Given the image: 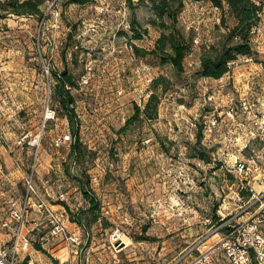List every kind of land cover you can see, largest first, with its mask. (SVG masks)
I'll return each mask as SVG.
<instances>
[{
	"label": "rangeland",
	"instance_id": "374dc122",
	"mask_svg": "<svg viewBox=\"0 0 264 264\" xmlns=\"http://www.w3.org/2000/svg\"><path fill=\"white\" fill-rule=\"evenodd\" d=\"M253 1L262 11L252 54L219 79L200 75L201 58L236 20L209 0H183L178 11L189 46L181 74L150 53L163 32L149 2L50 0L42 16L0 9V246L16 241L28 202L30 246L18 264H168L217 244L222 217L248 218L252 190L264 189V0ZM64 70L76 84L79 164L54 94ZM154 93L157 115L128 125ZM47 106L55 117L44 125ZM43 203L79 245L43 239Z\"/></svg>",
	"mask_w": 264,
	"mask_h": 264
},
{
	"label": "trees",
	"instance_id": "16d2710c",
	"mask_svg": "<svg viewBox=\"0 0 264 264\" xmlns=\"http://www.w3.org/2000/svg\"><path fill=\"white\" fill-rule=\"evenodd\" d=\"M50 0H0V9L7 14H15L17 16H42L43 6ZM77 3L85 4L89 0H75ZM149 2L152 5L158 20V26L163 32L158 39L156 48L151 51V55L159 57L163 64L168 63L175 72L181 74L184 71L183 61L188 49L187 41L184 39L178 24V11L183 7V0H140ZM214 6L223 9L227 6L233 14L236 24L232 28H228L226 42L222 43L218 48H210L201 58L200 75L206 78L219 79L228 72V64L237 59L239 55H251V31L253 26L259 20V14L262 7L258 6L253 0H209ZM167 18L169 23L163 21ZM156 23V22H154ZM224 25L225 20H223ZM156 25V24H155ZM227 27V26H226ZM138 48H136L137 50ZM56 84L54 94L58 98L60 106L64 110L69 124L74 134V142L71 146L69 159L75 164L81 163L84 157L85 149L79 139V128L77 114L74 108L75 98L71 93V89L76 86L72 76L68 71L64 70L60 74H55ZM166 78L160 76L153 82L155 90L160 85L166 83ZM158 96L156 93L150 96L147 104L143 109L136 106L134 116L128 121L131 125L138 121L142 115L152 119L158 112ZM153 113V116L151 117ZM204 160L203 157H201ZM83 174L87 175L85 171ZM86 199H90L92 205L96 203L91 199L88 192H84ZM66 205V204H64ZM66 208L69 207L66 205ZM91 212L95 208L89 209ZM41 249V248H38ZM27 264V261L24 262Z\"/></svg>",
	"mask_w": 264,
	"mask_h": 264
},
{
	"label": "built area",
	"instance_id": "2783aa9c",
	"mask_svg": "<svg viewBox=\"0 0 264 264\" xmlns=\"http://www.w3.org/2000/svg\"><path fill=\"white\" fill-rule=\"evenodd\" d=\"M54 117L55 111L47 106L44 125L47 120ZM69 138V136L59 138L55 140V143L60 145ZM30 187L33 190L31 183ZM252 191L247 219L239 221L238 216L222 217L215 233L219 235L217 244L207 250H200L195 255L191 252L183 254L168 264H264V189L259 192ZM39 208L49 228L43 234V239L55 238L57 234H60L76 245L81 243L80 237L76 234L67 235L61 220L62 214L58 216L50 206L44 203ZM28 209L29 203L25 202L21 216L18 218L20 228L16 231V241L11 245L0 246V264H18L20 252L29 248L30 241L23 234ZM35 229L41 230L38 225Z\"/></svg>",
	"mask_w": 264,
	"mask_h": 264
},
{
	"label": "crops",
	"instance_id": "0c3cea01",
	"mask_svg": "<svg viewBox=\"0 0 264 264\" xmlns=\"http://www.w3.org/2000/svg\"><path fill=\"white\" fill-rule=\"evenodd\" d=\"M255 189V188H254Z\"/></svg>",
	"mask_w": 264,
	"mask_h": 264
}]
</instances>
